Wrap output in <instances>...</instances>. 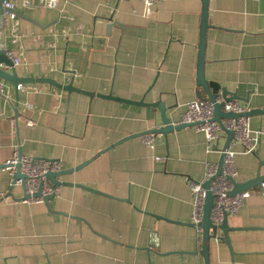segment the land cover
I'll use <instances>...</instances> for the list:
<instances>
[{
  "label": "crops",
  "instance_id": "crops-1",
  "mask_svg": "<svg viewBox=\"0 0 264 264\" xmlns=\"http://www.w3.org/2000/svg\"><path fill=\"white\" fill-rule=\"evenodd\" d=\"M13 1L24 16L17 75L73 81L77 91L37 82L30 86L44 93H18L4 80L12 99L0 97V166L19 149L60 161L63 171L92 159L58 179L99 194L61 185L49 211L44 202L23 201L22 186L12 188V172L0 167V264H204L188 182L203 180L220 154L207 152L193 127L155 134L153 148L142 134L163 126L148 104L163 102L179 123L198 92L206 99L196 83L201 1L59 0V9L28 10ZM208 16L205 78L237 96L242 109H264V0H211ZM6 22L0 18V48L12 49L14 22ZM249 118L260 141L255 154L233 146L237 182L254 179L264 159V113ZM218 140L222 150L226 136ZM259 189H249L253 195L228 218L234 254L211 239L210 264H264Z\"/></svg>",
  "mask_w": 264,
  "mask_h": 264
},
{
  "label": "built area",
  "instance_id": "built-area-1",
  "mask_svg": "<svg viewBox=\"0 0 264 264\" xmlns=\"http://www.w3.org/2000/svg\"><path fill=\"white\" fill-rule=\"evenodd\" d=\"M147 7H152L154 3L158 0H143ZM21 6L28 10L34 9L36 7L48 8V9H59V0H36V3H32L31 0H21ZM4 7V13L2 15L3 25H7V20L14 22L11 29L10 40L14 44L15 48L9 49L3 47L5 54L13 62L14 67L22 65L25 61L24 48L21 44L22 34L19 32V18L15 13L16 5L13 0L4 1L2 3ZM68 35V32L64 33ZM37 41H41L40 37H35ZM2 64H0V68ZM16 91L24 92L30 94V92L44 93V89L40 87H32L30 85L19 84ZM0 97L11 100L12 94L6 87L4 80L0 78ZM215 103L223 104V111L231 112L239 115L237 119H223L221 124L214 121V111L215 104L209 100H194L187 104V111L181 117L180 124L193 125V128L204 134L206 140V151L213 152L217 151L220 155L221 150L218 149L219 137L224 134L222 129H227L233 132V141L231 142L229 148L224 154V162L222 166V171L220 175H217L218 165L215 163H209L206 166L205 178L201 181H190L188 182V187L190 193L192 194V215L190 219V224L196 230L198 244L201 247V241L203 236L202 222L204 218V205L207 198V193L204 188V184L211 181L210 192L214 196V203L211 211V221L212 225L217 228L215 232L216 242H220L222 237V231L218 228L225 216L228 218L236 216L239 209L243 206L245 200L253 195V192L248 190L245 193H240L236 195H230L233 190V183L231 178L237 180V170H236V157L238 153L233 149L235 144L241 147V154H252L257 151L258 144L260 141L259 132H254L251 128V121L249 116L245 113L247 110L242 109L236 101L225 102L221 96L215 99ZM155 138L154 134H145L143 136V142L147 146L153 148V140ZM18 162V155L15 154L14 158L7 162L9 165L7 168L14 174L15 164ZM21 164V173L25 176V194L29 197L25 202H44V197L53 195L57 198L60 194V186H54L51 181L47 180L46 175L50 172H60L62 171V162L57 160H45L39 158H28L21 157L19 160ZM17 184L21 185V181ZM40 192V196H35V194ZM258 193L264 195V182L262 187L258 190ZM213 233V232H211Z\"/></svg>",
  "mask_w": 264,
  "mask_h": 264
},
{
  "label": "water",
  "instance_id": "water-1",
  "mask_svg": "<svg viewBox=\"0 0 264 264\" xmlns=\"http://www.w3.org/2000/svg\"><path fill=\"white\" fill-rule=\"evenodd\" d=\"M202 3V21H201V27H200V42L198 45V60H197V87H199V91L203 90L206 94V99L202 98V95L200 92L197 93V98L198 100H209L211 102H213L215 104V111H214V121L218 122L219 124H221V120L223 119H237L238 117H240L239 115H236L234 113L231 112H225L223 111V104H217L215 103V99L219 96H221L225 102H230V101H236L238 100L237 96H235L234 94H231L230 92H228V90L226 88H221L215 84H213L212 82L208 81L205 78V49H206V41H207V29H208V21H209V8H210V3L211 0H200ZM3 0H0V18L2 17L3 13H4V7L2 5ZM15 13L17 14L18 17L24 18V16L22 14H20L18 11L15 10ZM0 64L5 65L6 67H8L11 70V73H9L8 71L0 68V78L11 83L14 84L15 89H17V86L19 84H25V85H30V84H35L37 82L39 83H43L45 85H50V86H54L56 89L58 90H62V91H69V92H74L77 91V89L73 86V81L70 82L69 84H67L66 86H63L59 83H57L54 79L52 78H24L21 77L19 75H17L16 69L13 65V62L9 59V57L6 56L5 51L0 48ZM17 92V91H16ZM84 93L90 95L91 97H93V94L89 93V92H85ZM104 97H108L110 99H113L115 101H123L129 104H133V105H146L143 101L141 102H130L128 100H124V99H116L112 96H105V95H101ZM99 96V97H101ZM18 98V95H17ZM147 106H150L152 108H156L158 109V111L160 112V116H161V123L163 124L162 127L160 128H155L151 131H148L146 133H142L143 136L145 134H161L163 136H168L169 134H172L174 131H180L182 129L185 128H190L193 127V125H186V124H180V123H172L170 118L167 115L168 112V107L165 106V104L161 101H155L154 103L148 104ZM253 112V113H252ZM249 112L247 111L245 113L246 116H250L251 114H260V113H264V109H260L258 111H252ZM224 135L226 136V143L224 145V147L222 148L221 152L222 154L220 155L221 159L220 162L218 164V171H217V175L221 174L222 171V166H223V162H224V154L226 152V150L229 148L231 142L233 141V132L227 129H222ZM255 154V153H254ZM18 162L17 164H15V172L12 175V188L17 184L18 181H21V186L25 191V176L21 173V164L19 163L20 158L22 157V154L20 152V149L18 151ZM258 157V156H257ZM90 162H92V159L90 160H86L85 163H83L82 165H79L76 168L73 169H69L68 171H60V172H50L46 175L47 180L51 181L52 184L54 186H68V185H75L78 188L84 189V190H89L92 191L94 193L99 194V192L92 190L89 187H84L83 185L80 184H73V183H68V184H62L59 181V177L67 175L68 173H73V172H77L81 169H83L87 164H89ZM264 166V159H262L261 161H259V167H258V171H257V176L254 179L251 180H247L245 182H237V180L232 179L231 178V182L233 183V190L231 191L230 195H236V194H240V193H245V191H248L251 188H261L262 187V183L264 182V174H261V168ZM1 168L7 169L9 167V165H1ZM210 183L211 181L209 180L208 182H206L204 184V188L206 190L207 193V198L205 201V205H204V218H203V222H202V228H203V236H202V241H201V246H202V250H201V254L204 257V264H210L209 263V257H210V242L211 239H213L215 237V232L217 231V228H215L212 225V221H211V209L214 203V196L213 194L210 192ZM11 194V193H10ZM35 196H40V192L35 194ZM29 197L25 194L24 195V199L28 200ZM55 199V197L53 195L48 196V197H44V203L47 205L49 211H51L50 209V203L51 201H53ZM159 217V216H158ZM164 219V218H162ZM168 221V220H167ZM192 227V225H191ZM221 231H222V237L220 239L221 243H224L225 245H227L230 250L233 253V249H232V245L230 242V237L229 234L231 231H234L236 228L230 227L229 223H228V216H225L222 224L218 227ZM213 232V233H211Z\"/></svg>",
  "mask_w": 264,
  "mask_h": 264
}]
</instances>
